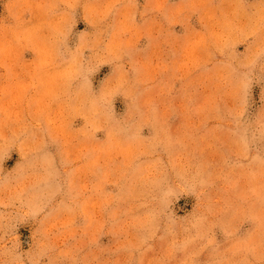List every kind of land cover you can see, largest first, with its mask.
Segmentation results:
<instances>
[{"label":"rangeland","instance_id":"374dc122","mask_svg":"<svg viewBox=\"0 0 264 264\" xmlns=\"http://www.w3.org/2000/svg\"><path fill=\"white\" fill-rule=\"evenodd\" d=\"M74 5L83 68L0 98V264H264V0Z\"/></svg>","mask_w":264,"mask_h":264},{"label":"crops","instance_id":"0c3cea01","mask_svg":"<svg viewBox=\"0 0 264 264\" xmlns=\"http://www.w3.org/2000/svg\"><path fill=\"white\" fill-rule=\"evenodd\" d=\"M77 23L74 0H50L49 5L35 0L29 9L26 2L20 4L16 26L0 29V98H35L38 88L42 87L46 89L40 98L54 103L53 88L64 84L69 72L83 68L74 59L54 61L57 55L78 51L76 44L87 32L76 31ZM71 31L74 32L72 45L66 41L67 48L60 47L59 40L64 37L69 40ZM20 107V116L23 112L26 116L23 101Z\"/></svg>","mask_w":264,"mask_h":264}]
</instances>
